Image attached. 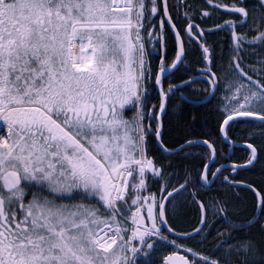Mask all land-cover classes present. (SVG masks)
Masks as SVG:
<instances>
[{"label":"snow or ice","instance_id":"1","mask_svg":"<svg viewBox=\"0 0 264 264\" xmlns=\"http://www.w3.org/2000/svg\"><path fill=\"white\" fill-rule=\"evenodd\" d=\"M162 3L161 31L157 34L153 26L147 30L148 39L166 48L167 22L175 32L177 51L167 67L166 52L161 54V67L153 73L142 31L161 11L160 0H0V264H138L140 255L150 256L158 243L167 241L165 230L175 234L168 221L175 197L208 181L205 164L197 178L185 176L172 184V174L165 176V166L157 167L147 155V135L153 131L161 150L169 151L159 123L168 92L160 90L158 114L155 106L147 108V83L154 75L155 84L161 85V74L182 62L185 53L168 0ZM207 4L239 14L244 18L238 22L241 26L251 17L256 33L248 39L235 31L237 22L224 21L233 25L237 50L231 64L236 80L226 85L225 118L219 126L227 140L233 122L264 124V58L257 62L259 67L249 66L256 74L253 79L241 67L239 55L245 44L264 45V0H259V15L224 0ZM181 6L184 0H178L176 7ZM201 15L210 17L211 12ZM221 27L217 24L215 30ZM213 30L200 28L193 19L185 28L189 40L200 42L205 60L209 48L203 37ZM208 72L215 85L216 73L211 68ZM178 87L170 85L169 91ZM126 105L134 109L131 119L124 118ZM151 122H157L154 130ZM195 143L189 140L186 145ZM198 143L215 155L209 140ZM246 147L249 158L233 164V172L258 161L260 150L253 143ZM149 172L158 178L159 195L143 194ZM224 180L229 182L228 177ZM231 183L256 192L264 216V190L257 192L244 181ZM190 195L200 209L201 227L180 234L185 237L204 232L210 211L197 199L198 189ZM76 196L81 201L95 198L99 206L62 202ZM224 213V207L213 212ZM169 243L176 250L163 264H255L249 258L257 254L264 261V251L247 239L229 247L223 259L175 240ZM225 244L227 239L218 247Z\"/></svg>","mask_w":264,"mask_h":264},{"label":"trees","instance_id":"2","mask_svg":"<svg viewBox=\"0 0 264 264\" xmlns=\"http://www.w3.org/2000/svg\"><path fill=\"white\" fill-rule=\"evenodd\" d=\"M225 3H237L239 6H246L250 12L255 10V15H259L258 0H224ZM178 0H168L169 14L172 22L176 25L177 31L180 32L185 46V57L178 69L168 76L164 82L162 89L169 92V86L178 84L191 76L199 74L202 69H209L216 73L218 87L215 95L205 104L192 105L184 102L174 93L168 96V110L164 120V131L162 142L166 148L172 149L182 144L186 139L196 137L209 140L216 149V162L211 166V171L216 165L226 161L223 153L228 151V145L222 142L219 135V126L222 122V116L218 109L223 102V95L227 83H229L236 73L231 68L232 58L237 55V50L232 40V24L225 25L224 21L237 22L235 31L240 35H246L251 39L256 33L252 30V19L242 26L238 23L244 19L239 14L228 13L223 10H214L209 7L207 0H184V6L176 7ZM151 4H149V9ZM159 7L161 8V0ZM210 11V17H203L202 11ZM187 11L188 16L184 13ZM163 18L162 8L151 23H146L145 37L149 53V62L153 73L157 72L161 67L160 55L166 52L167 63L169 66L176 54V48L172 34L164 24L163 32L166 42V48H161L155 40L148 39V31L155 26L157 34L160 33V21ZM189 19H193L202 29H214L213 31H205L203 43L209 48V66L206 65L204 54L200 46V42L189 40L185 33L186 25ZM220 24L222 27L215 30V25ZM239 55L242 59L241 67L244 68L248 75L256 78V74L249 71V66L259 67L258 61L264 58V45L259 43L255 46L245 44L240 50ZM244 79L243 77H241ZM147 99V108L151 109L155 106V110L160 103L158 93L154 85L150 86ZM180 92L188 98L201 100L205 98L209 92V85L206 81H198ZM227 137L235 142L253 143L259 151V159L255 165L248 171H238L234 176L228 175V181L218 177L211 188L205 189L201 184H196L195 189L189 187L186 192L181 193L175 198L176 201L182 203L179 213L175 207L169 213V225L175 228V232L185 233L193 230L195 221L200 214L193 206L191 192L198 189L197 199L207 200L210 211L208 213V222L203 226L204 232L200 236L187 238V242L196 245L197 251L210 256L211 258H224L229 247L235 246L242 240H251L264 251V230L261 225L264 224V216L253 220L254 212L257 209V196L248 188L241 186H233L231 181H244L251 184L258 191L264 190V124L259 121H237L233 122L227 128ZM154 147V146H153ZM234 153L233 160L242 158L246 155L245 148H232ZM195 151H198L197 154ZM228 153V152H227ZM156 156L160 163L158 166H165L164 173L167 176L172 174V184L183 182L185 176L189 178H197L200 174L201 166L205 164L210 156L209 150L204 146L189 147L174 155H164L157 150ZM246 159H244L245 161ZM171 167H167L168 165ZM244 172V173H243ZM210 174V173H209ZM147 191L144 193H156L159 195L160 183L158 178H150L147 181ZM171 205V204H170ZM169 205V206H170ZM191 205V206H189ZM217 207H224L225 213L214 215L213 212ZM198 224V221L196 222ZM236 225V227H235ZM167 239L176 240L166 231L162 233ZM206 235V239H202ZM227 239V244L218 247L222 240ZM175 251L174 247L166 245L163 242L157 244L156 249L148 257L140 255L138 264H162L163 257ZM255 264H264L260 259V255L250 257Z\"/></svg>","mask_w":264,"mask_h":264},{"label":"flooded vegetation","instance_id":"3","mask_svg":"<svg viewBox=\"0 0 264 264\" xmlns=\"http://www.w3.org/2000/svg\"><path fill=\"white\" fill-rule=\"evenodd\" d=\"M258 2H259V0H258ZM178 69V68H177ZM176 69V70H177ZM175 70V71H176ZM174 71V72H175ZM173 72V73H174ZM194 84V83H193ZM189 85H191V84H189ZM189 85H186V87L187 86H189ZM172 93H174V94H176V95H178L179 96V93H180V89H177V90H171V91H169L168 92V96L170 95H172ZM182 94V93H181ZM168 98V97H167ZM160 104V103H159ZM168 107H169V105H168V102H167V107H166V111H165V113H164V115H163V117H162V119H161V121H160V124L162 125V136H163V131H164V120H165V115H166V113H167V110H168ZM149 109V108H148ZM156 112L158 113L159 112V105H158V108L156 109ZM123 115H124V118L125 119H131L132 118V116H133V108H132V106H130V105H126L125 106V108L123 109ZM144 123H145V125L147 126L149 123H150V121H149V119L146 117L145 118V120H144ZM156 123L157 122H151V127H152V129L154 130L155 129V127H156ZM220 135V134H219ZM221 138V137H220ZM199 139H201V140H205V139H202V138H196V137H192V138H188V139H186V141H184L182 144H184V143H186L187 141H189V140H199ZM222 140V139H221ZM147 141H148V145H147V147H148V152H147V155H148V157L149 158H151V159H153L154 161H155V164H156V166L157 167H159L158 166V164L160 163V161H159V159H158V157L156 156V153H157V150L160 152V153H162V154H164V155H174V154H176V153H178V152H180V151H178V152H176V153H174V154H166V153H164L161 149H160V147H159V145L157 144V141H156V137H155V135H154V131L153 132H151V133H149L148 135H147ZM234 141V140H233ZM223 142V141H222ZM237 143H240V142H237ZM182 144H180V145H178L177 147H179V146H181ZM164 145V144H163ZM154 146V147H153ZM195 146H202V145H193V146H191V147H195ZM165 147V146H164ZM177 147H175V148H172V149H169V148H167V149H169V150H174V149H176ZM229 147V146H228ZM166 148V147H165ZM186 148H189V146L188 147H185V148H183V150L184 149H186ZM215 148V147H214ZM232 148H236V147H232ZM231 147H229L228 148V153L227 152H224L223 154L224 155H226L225 156V158H226V161L225 162H223V163H220V164H218V165H216L215 166V168L211 171V166L216 162V157H217V152H216V149H215V152H216V157H215V161L209 166V169H208V181L211 179V177H212V175H211V173H213V172H216V169L217 168H222L221 169V171L217 174V176H216V178L214 179V182H215V180L218 178V177H222L223 178V180H224V177H228V175H230V177H232V176H234L238 171H248V170H250L252 167H248V168H243V169H240V170H237L236 172H233L232 171V169L231 168H229V167H225V168H223L224 166H226L227 164H230V163H233V164H237V163H239V164H243V163H245V161L249 158V150L247 149V148H245V147H240V148H245L246 150H247V153H246V155H242V158H240V159H238V160H233V157H234V155L236 154V153H234V151H233V149H232ZM237 149V148H236ZM197 152L198 151H195V153L197 154ZM209 152H210V150H209ZM210 157H211V152H210V156H209V158H208V160L210 159ZM244 159H246L245 161H244ZM208 160L205 162V164H207V162H208ZM204 164V165H205ZM204 165L203 166H201V169H200V173L203 171V169H204ZM243 172V173H244ZM210 173V174H209ZM153 176H152V174L149 172V173H147L146 174V178H147V181H148V179H150V178H152ZM213 182V183H214ZM213 183L210 185V186H208V187H203L202 185V187L203 188H205V189H208V188H211V186L213 185ZM201 184V183H200ZM256 189V188H255ZM257 190V189H256ZM258 191V190H257ZM254 192V191H253ZM255 193V192H254ZM149 194H152L151 192H149V193H147V195H149ZM255 195H256V193H255ZM28 198L30 199L31 198V195L29 194V196H28ZM176 198V197H175ZM180 203H182V202H180V201H176V200H174V202L169 206L171 209H173V207H175L176 208V210H177V213H179V209L182 207V204H180ZM206 204H207V200H206V202H205ZM193 204V206L192 207H194L197 211H199L200 212V209H199V207L195 204V203H192ZM257 204H258V199H257ZM209 205V204H208ZM189 206H191V205H189ZM259 212H260V210H259V208H257L256 209V212H254V217H253V220H252V223L254 222V220H256L257 218H259ZM197 219H196V221H195V226H194V228L193 229H195V228H197V227H200L201 225L199 224V220H200V214H198L197 213ZM198 221V224H196V222ZM203 227V226H202ZM235 227H236V225H235ZM190 232H192V230L190 231ZM175 233H178V232H175ZM178 234H182V233H178ZM193 237H195V235H193L192 237H190V238H193ZM179 242H180V244L181 245H183V246H185V247H187V248H192L193 250H198V249H200L201 247H199L198 249H196V245H192V243H190V242H187V240L186 239H179ZM203 254V253H202ZM203 255H205V254H203Z\"/></svg>","mask_w":264,"mask_h":264},{"label":"water","instance_id":"4","mask_svg":"<svg viewBox=\"0 0 264 264\" xmlns=\"http://www.w3.org/2000/svg\"><path fill=\"white\" fill-rule=\"evenodd\" d=\"M161 3H162V0H161ZM162 8H163V3H162ZM162 12H163V10H162ZM166 24H167V26L169 27V29H170V31H171V33H172V35H173V38H174V41H175V44H176V49H177V40H176L175 32L172 30V28L168 25L167 22H166ZM176 31H177V30H176ZM207 55H208V54H207ZM183 58H184V56L182 57V60H183ZM207 61H208V60H207ZM180 63H181V62H180ZM180 63H178L177 66H176L175 68H168L167 71H165L164 73H162V74H161V80L164 79L165 77H167L168 75H170L171 73H173V72L179 67ZM203 79H206V80L209 82V84H210V92H209L208 96H207L205 99L200 100V101H194V100H190V99H188V98H186V97H184V96H182V99H183L186 103H188V104H193V105L205 104V103H207V102L212 98V96L214 95V93H215V91H216V83H215V85H213L212 83H210V78L206 77L205 75H199V76H194V77H192V78H189L188 80H186V81H188L187 84H185V83L182 82V83L178 84V85H179L178 88H174V89L182 88V87H184V86H186V85H189V84H191V83H193V82H195V81L203 80ZM155 86H156V88L158 89V91H159V93H160L159 85H156V84H155ZM165 111H166V110H165ZM159 113H160V112H159ZM164 113H165V112H164ZM164 113L161 114L160 121H161V119H162ZM160 121H159V123H160ZM220 136H221L222 140H223L225 143H227V144H229V145H231V146H236V145H238V144L233 143L232 141H230V140H228V139L225 140L223 134H221V133H220ZM156 141H157V140H156ZM193 141L197 142V143H195V144H193V145H200L198 142H199V141H202V140L199 139V140H193ZM157 144H158V143H157ZM158 145H159V144H158ZM182 145H185V147H188V146L186 145V143H184V144H182ZM202 146H203V145H202ZM159 147H160V145H159ZM180 147H181V146L177 147V148L174 149V150H169L168 152H164V151H163V152L166 153V154H174V153L180 151ZM185 147H184V148H185ZM160 149H161V147H160ZM210 152H211V151H210ZM215 157H216V152H215V155H213V154L211 153V160L208 162V164H207L208 166H210V165L214 162ZM231 166H232V165H226V166H224L223 168H225V167H230V168H232ZM247 168H248V167H247ZM208 169H209V167H208ZM221 169H222V168H221ZM242 169H243V168H242ZM217 174H218V173H217ZM216 176H217V175L212 176L211 179H210L209 181H207L206 183H201L202 186H204V187H208V186H210V185L214 182V179L216 178ZM236 185H242V186H243V184H236ZM256 191H257V190H256ZM200 227H201V226H200ZM163 260H164V259H163ZM162 264H163V262H162Z\"/></svg>","mask_w":264,"mask_h":264},{"label":"rangeland","instance_id":"5","mask_svg":"<svg viewBox=\"0 0 264 264\" xmlns=\"http://www.w3.org/2000/svg\"><path fill=\"white\" fill-rule=\"evenodd\" d=\"M235 77H236V76H235V75H233V78H232V80H233V79H235ZM236 82H238V80H237ZM223 98H224V95H223ZM76 201H80V200H76ZM67 203H73V201H68Z\"/></svg>","mask_w":264,"mask_h":264},{"label":"bare ground","instance_id":"6","mask_svg":"<svg viewBox=\"0 0 264 264\" xmlns=\"http://www.w3.org/2000/svg\"><path fill=\"white\" fill-rule=\"evenodd\" d=\"M193 105V104H192ZM193 141V140H192ZM207 164H208V162H207ZM254 188V187H253ZM258 192V191H257Z\"/></svg>","mask_w":264,"mask_h":264}]
</instances>
